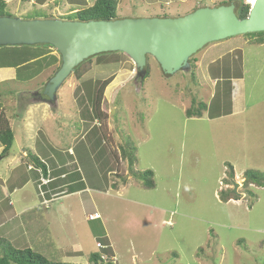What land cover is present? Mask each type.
<instances>
[{"label":"rangeland","instance_id":"rangeland-1","mask_svg":"<svg viewBox=\"0 0 264 264\" xmlns=\"http://www.w3.org/2000/svg\"><path fill=\"white\" fill-rule=\"evenodd\" d=\"M223 1L227 0H174L169 5L171 13L166 17L175 18V9L190 4L196 8L216 7ZM242 1L250 4V0ZM23 5L30 13L14 16L11 9L5 12L31 20L42 10L28 3ZM52 6L42 11L49 14L47 18L68 20L67 12L60 15L59 11H51ZM151 8L158 11L159 5ZM144 9L149 8L135 1L128 11L119 5L117 15L151 18ZM245 36L216 42L220 45H213V51L207 54L205 50L212 44L199 51L191 58L196 61L195 66L205 55L198 70L195 69L194 78L190 76L191 71L164 75L155 60L149 58L150 74L141 81L132 61L125 55L117 64H110V58L102 64L93 59L87 80L107 78L115 73L103 95L101 109L106 114L103 122L89 120L88 112L93 114L91 104L84 103V88L73 75L58 90L55 104L37 102V96L32 94L43 91L56 67L45 69L29 83L0 82V106L16 137L10 159L0 165L3 180L0 183L5 181L4 186L12 191L14 185L22 186L29 180L31 183L25 189L11 196L15 203L18 199L13 211L18 213L30 204L35 209L20 217L19 221H34L30 223L31 233L23 235L22 244L1 237L15 249L31 248L47 260L70 264H87L90 255L100 251L95 247L96 242L103 243L105 238L112 241L114 264H264V187L246 188L242 176L246 170L264 174V45H251ZM232 48L238 50L224 58L230 57L237 64L239 57L241 59V80L233 82L238 92L233 114L215 120L208 119V113H203L201 118H188L185 111L192 100L205 105L211 101L212 87L206 80V65ZM52 54L57 55L54 49ZM221 62L214 66L219 67ZM94 85L85 86L90 96L94 94ZM77 88H80L78 94ZM216 92L213 87V97ZM225 99L219 94L215 100L221 113L230 110L232 105L231 94L228 106ZM31 104L36 113L31 115L30 124L24 126L23 118L18 116L24 117L23 108L28 109ZM99 123L103 135L109 138L111 153L118 157L115 160L109 155L108 167L100 165V148L82 152L87 143H81L80 138H86V131ZM127 138L136 149L135 170L152 171L154 189H143L140 179L129 176L127 162L119 156V148ZM46 144L60 152L72 147L76 156L71 158L65 154L73 163L72 173L75 168L90 177L97 172L100 182L89 184L90 190L98 191L83 194V199L73 194L64 195L66 189L57 197L41 196L43 190L32 183V172L27 169L30 162L26 158L33 155L36 145L45 148ZM20 149L26 151L22 159L18 154ZM16 158L20 162L15 169ZM228 165L233 167L235 176L232 184L225 186ZM111 166L118 176L127 180L124 186L113 174L107 173ZM112 182L118 185V192L110 187ZM234 183L238 184L240 199L223 201L220 191L234 190ZM247 190L252 194H247ZM45 200L50 202L43 205ZM93 211L101 219L88 223L85 217ZM36 217L42 218L37 225ZM64 243L68 249L80 245V256L65 259L58 250Z\"/></svg>","mask_w":264,"mask_h":264},{"label":"water","instance_id":"water-1","mask_svg":"<svg viewBox=\"0 0 264 264\" xmlns=\"http://www.w3.org/2000/svg\"><path fill=\"white\" fill-rule=\"evenodd\" d=\"M264 32V0L250 5L239 19L233 4L200 7L180 17L120 18L103 21L59 19L24 20L0 17V47L48 45L59 55L60 66L37 98L51 106L75 69L89 58L107 53L128 57L142 81L147 58H153L164 75L191 71L189 60L209 44ZM233 194L238 195L234 183Z\"/></svg>","mask_w":264,"mask_h":264},{"label":"trees","instance_id":"trees-1","mask_svg":"<svg viewBox=\"0 0 264 264\" xmlns=\"http://www.w3.org/2000/svg\"><path fill=\"white\" fill-rule=\"evenodd\" d=\"M40 4L44 3L46 0H37ZM236 2H238L236 4ZM233 4L235 6V14L239 19H243L247 17L249 10H250V4H245L242 0H227L220 3V5H229ZM117 0H95L94 3L86 8L77 10L74 13H71L69 15H66L68 17L67 21H103V20H115L120 19V17L117 15ZM197 9V8H196ZM6 10V3L4 0H0V17L7 16ZM195 10V9H194ZM37 17L35 19H49L47 18V14L43 12H37ZM166 17V15H164ZM52 18V17H50ZM245 37H248L249 44L251 45H264V32L261 33H252L247 34ZM1 54H0V69L2 68H14L16 69V80L19 82H29L35 77H37L42 71L45 69H48L54 65H57L55 68V71L58 70L60 66V58L59 56L51 55L53 48L48 45H39V46H16V47H2ZM123 54L121 53H107V54H101L98 56H95L93 58H89L88 60L84 61L80 66H78L74 73L72 74L75 78V80L80 84L81 87L84 88V93L82 92V96H84V103L85 101H88L89 104H91V108L93 111V114L91 112H88L89 114V120L92 122L101 121L103 122L106 118V114L101 109V104L103 100V95L105 89L111 84L115 77V73L111 74L107 78L98 77L94 80H87L86 75L91 70V65L93 59H95L98 63L102 64L105 60L109 59L110 64H117L118 59L122 58ZM150 57L147 58V60ZM229 58V57H228ZM228 58H223L222 63L223 66L221 69L216 68L217 71L213 74V79H217L215 83V89L217 92L214 94V97L211 99L209 105H205L203 103H197L195 100H192L191 106L185 111V114L188 118L197 117L201 118L203 117V113H208V118H215L219 117L220 115H227L231 112V106L230 110H227V112L221 113L222 110L219 109L220 105L219 103H216L215 100L217 99L218 95L220 94L222 98L225 99L226 106L229 104L228 96L231 94V79L233 78H241V59L239 57V64L234 61H227ZM194 59V56L192 57ZM238 59V58H237ZM236 59V60H237ZM235 60V61H236ZM194 61V62H193ZM193 62V65H192ZM195 60H189V63L191 65V72L190 76L193 78L195 77V69L196 66ZM231 62V63H230ZM108 64V63H105ZM239 65V67L237 66ZM117 67V66H116ZM214 67V66H213ZM150 74V66L147 64L146 66V75L143 78L146 79ZM94 81V82H93ZM94 85V94L90 96V93H86L85 86H88L90 84ZM80 88H77V94L78 90ZM88 98V99H86ZM81 97H79V102H81ZM83 103V104H84ZM80 106V105H79ZM218 111V113H216ZM102 124L99 123L98 126H92L91 129L86 134V140L85 142L90 144V150L93 151L95 148H100L98 151V155H101V161L100 165H110V158L109 155H112V158L117 160L118 157L116 156V153H111V148L109 145V138H106V135H103L102 132ZM96 134L93 135V134ZM95 137V138H94ZM14 142V134L9 126L8 120L3 116L2 112H0V145L2 147V152L0 154V159H4L9 156L10 150L13 146ZM81 143H84L83 141H80ZM104 146H107L108 149L106 150ZM136 149L134 145L132 144L131 140L129 138L126 139L123 146H120L119 148V156L122 161L127 162L128 166V173L129 176H132L133 178L140 179L142 181V188L145 190L154 189L155 183L153 181V172L150 170L144 171L142 173H139L135 170L136 166V157H135ZM83 153H87V150L84 149ZM76 156V152H74ZM106 155V157H104ZM29 156V155H28ZM27 156V161L30 162L36 169H40L43 171V175H46V164L42 163L36 156L30 155L29 159ZM74 158V157H73ZM112 161V160H111ZM99 165V166H100ZM82 167V166H81ZM57 172L55 174H61V172L64 171L63 168L56 169ZM114 171L113 166L109 167L107 170V173H110ZM83 174L84 171L82 170ZM106 173V174H107ZM80 173L78 172V169L75 168L74 176L67 177L68 180H71L73 177L80 176ZM228 179H224V182H226V185H231L232 181L234 179V170L231 165H228ZM54 175V174H53ZM58 175V176H60ZM85 178L87 179V182L90 184H98L100 182V178L97 175V172L90 177L87 176V173L84 174ZM113 175L121 181L122 186L126 184L127 180H124V178L118 176L117 172L113 173ZM66 177L60 179V181H66ZM48 182V187L51 184H55V182ZM243 182L244 186L247 188L249 186H256V187H264V174L259 173L257 171L253 170H246L243 173ZM83 184V183H81ZM89 184V185H90ZM110 187L113 190H116L119 188L117 184L114 182L111 183ZM78 187L76 185L72 186H66L65 188H61L57 191H48L46 186L42 188L43 194L45 196L50 195L51 197H57L61 194H71L76 192V189ZM233 190H221V199L225 202H228L230 200L237 201L240 198L233 194ZM247 194H252L250 191L247 190ZM65 195V194H64ZM102 237V236H101ZM100 237V238H101ZM100 238H97V241L100 240ZM98 243V242H97ZM99 244L102 246V248H98L100 251L99 253H93L90 255L88 261L90 264H113L111 261V258H113V253L111 250V246L109 243V240L105 238L104 242ZM0 264H70V263H62L57 261H50L44 258L42 255L34 252L30 248H24V249H15L12 247V245L6 241L5 239L0 238Z\"/></svg>","mask_w":264,"mask_h":264},{"label":"crops","instance_id":"crops-1","mask_svg":"<svg viewBox=\"0 0 264 264\" xmlns=\"http://www.w3.org/2000/svg\"><path fill=\"white\" fill-rule=\"evenodd\" d=\"M4 1L6 3V10L11 9L14 16H17L15 13H17L18 16H21L24 13L29 12V10L25 7V5H23L25 3H28L29 5L36 7V10L42 9L39 12H42L44 10L46 11V8H51L50 6L53 5L51 11H55V12L59 11L58 14L62 15L61 12H63V11L67 12L66 14H71V13L76 12L77 10L89 7L94 3L95 0H46L44 3H41V4L37 0H23V2L21 0H4ZM135 1H138L140 4H142V6H144V5L148 6L149 9H144L145 14H148L152 17H159V16H164V15H169L171 13L169 5L172 4L174 0H117V2H118L117 7L119 5H121L125 11H128L133 7ZM162 3L166 4V5H164L165 7H163V5H161ZM156 5H159L158 11H155L152 8L150 9V6H156ZM67 8H68V10H66ZM194 9H196L195 5L190 4L186 7L175 9L174 15L176 17L182 16V15H185L187 13L192 12ZM149 11L151 13H148ZM46 14H47V12H46ZM47 15H49V14H47ZM10 16H12V15H10ZM125 17H127V16L125 15ZM213 45H217L214 47H218L220 45V43L212 44L211 46H209L205 50V51H207V52H205V54L213 51ZM236 50H238V48H234V49L232 48L231 50H228V51L224 52L223 54H221L220 56H218L217 59H211L209 61V63L206 65V71H207V75H208L206 80L211 83L210 85L212 87V90H211V93H212L211 97L212 98H213V87H215V83L217 80V79H213V74L217 71V69H216L217 67L214 65L218 61H222L223 58L226 55H228V53L231 54L233 51H236ZM51 55L57 56L58 54L55 55V54L51 53ZM204 55H203V57H204ZM203 57L197 60L196 70H198V67L200 65V62L203 60ZM229 61H232V59L230 57H229ZM56 66L57 65H54L52 67H56ZM222 66H223V63L222 62L219 63L218 69H221ZM54 72H56V71H54ZM34 79H36V77ZM34 79H32L29 82H32ZM238 80H241V79L240 78L239 79L233 78L230 80L231 81V88L234 92L232 94V90H231V104L232 105H231L230 114H227V115L223 114V115H220L219 117L208 118V119H210V120L214 119L215 120V119H220L223 117H228V116L233 114L234 101H236L238 98V92H236L235 87L233 86V82L238 81ZM5 81L6 82H14V84H18L19 81L16 80V69H14V68H2V69H0V82H5ZM29 82H27V83H29ZM20 83H24V82H20ZM0 112H2V114L5 112L3 110L2 106H0ZM22 113H23V115L25 113L24 117H22V116H18V117H20L21 120L23 118L22 124L24 126H27L30 124L31 115L36 113L34 105H32V104L29 105L28 109H27V107L23 108ZM9 126H10L11 130L13 131L11 124H10V121H9ZM88 131H89V129H88ZM88 131H86V132H88ZM13 134H14V131H13ZM38 134H37V136H38ZM40 137L43 138L44 136L42 134H40ZM14 138H16L15 134H14ZM80 140L84 142L86 140V138H80ZM45 148H49V149H45ZM45 148L43 146L39 147L36 145L34 147L33 155L36 156L42 163L46 164V175L44 176L43 171L40 169H36L32 164H28V167H27L28 171L32 172L31 175H32L33 179H31V181H32V183H35L37 185L38 189H42L43 187L46 186L48 191H53V190L57 191V190H60L61 188L62 189L65 188L66 186L76 185L78 187L76 189V192L71 193V194L76 195L82 199H83V194L88 193L89 191H98V190H90V185L87 182V179L85 178V175L83 174L82 170H80V169H78L80 176L73 177L71 180H68V182H65V183H62L60 181V179L63 180L64 177H66L65 179H67V177H69L71 175L74 176L73 174L75 173V171H73V173H72V169H74V168H72L73 163L65 155L67 153V155L71 158H73L75 156V154L72 150V147L68 148L66 150H62L61 152L58 151L57 149H53L54 147L51 148L48 144H46ZM86 150L87 151L90 150L89 142L87 143ZM1 152H2V147L0 145V154H1ZM25 152L26 151H24L23 149H20L18 151V154H21L19 156L21 159L23 158L22 155H24ZM10 155H11V150H10L9 156L0 161V165H2L4 163L3 161H7L8 159H10ZM104 157H106V155ZM16 160L18 161L20 159L16 158ZM19 162L20 161L16 162V166H14L15 169L19 165ZM29 168H30V170H29ZM60 168L64 169V171L61 172L62 175H60V173L55 174V172H57L56 169H60ZM10 171H13V170H10ZM110 173L113 174V173H115V171H112ZM58 175H60V176H58ZM242 176H243V174H242ZM0 181L2 182L3 180L0 178ZM28 181H26L24 183V185H22V186L19 184H18V186L14 185L12 191H10L9 186H8V188H6L4 186L5 184H3V183H6L5 181L3 183H0V191H1V194H0V238H2L1 236L3 235L5 237H9L12 241H14L18 244H22V242L24 240L22 237L25 234V232H27L28 234L31 233L33 228L30 226V223L34 224L33 219L32 220L19 221V220H21L20 217L27 214L28 211H32L35 209L33 208L34 205L32 206L30 204L29 206L22 208V210H20L18 213H15L13 211V209L17 205L16 203H18V199L16 200V203H15L14 200L11 199V196L14 193H16L17 191H21V190L25 189L26 186L29 183H31L30 181L29 182ZM52 181H54L55 184H51L48 187L47 183L52 182ZM81 183H83V184H81ZM225 186H227V185H225ZM225 186H224V189L226 188ZM226 189H228V188H226ZM118 190H119V188L117 189V192H118ZM115 192H116V190H115ZM42 195H44L43 192H41V196ZM65 195H69V194H65ZM230 201L232 202L233 200H230ZM49 202H50L49 200H45L44 202H42V204L45 205L46 203L48 204ZM94 212H96V211L90 212L86 215L85 220L88 223H94V222H97L101 219V216H100V219L89 220V216L91 214H93ZM39 219L42 220V218L36 217V220H35L36 225H37L36 222ZM33 234H35L34 231H33ZM5 237L2 239H5ZM109 243H112V241L109 240ZM96 244H97V242H96ZM95 247H96V249H98V247L96 245H95ZM111 247H112V245H111ZM58 250L61 251V254L65 257V259H71L72 257L74 258L75 256H77V257L80 256L79 254L81 251V246L80 245H74L73 249H68L67 244L64 243L62 246L58 247ZM50 261H52V260H50ZM87 262H88L87 264H90L88 260H87ZM62 263H68V262H62Z\"/></svg>","mask_w":264,"mask_h":264},{"label":"built area","instance_id":"built-area-1","mask_svg":"<svg viewBox=\"0 0 264 264\" xmlns=\"http://www.w3.org/2000/svg\"><path fill=\"white\" fill-rule=\"evenodd\" d=\"M97 219H100V215H99L97 212H95V213H93V214H91V215L89 216V220H97ZM96 246H97L98 248H102V246H101L99 243H97ZM112 259H113V258H112ZM111 261H112V263L114 264V262H115V258H114L113 260H111Z\"/></svg>","mask_w":264,"mask_h":264},{"label":"flooded vegetation","instance_id":"flooded-vegetation-1","mask_svg":"<svg viewBox=\"0 0 264 264\" xmlns=\"http://www.w3.org/2000/svg\"><path fill=\"white\" fill-rule=\"evenodd\" d=\"M44 89V88H43ZM39 95H41L42 96V98L44 99V98H46L44 95H43V91L39 94V93H35V94H32V96H37L36 98H40V96Z\"/></svg>","mask_w":264,"mask_h":264},{"label":"bare ground","instance_id":"bare-ground-1","mask_svg":"<svg viewBox=\"0 0 264 264\" xmlns=\"http://www.w3.org/2000/svg\"><path fill=\"white\" fill-rule=\"evenodd\" d=\"M255 0H250L249 3L250 5L254 3Z\"/></svg>","mask_w":264,"mask_h":264}]
</instances>
